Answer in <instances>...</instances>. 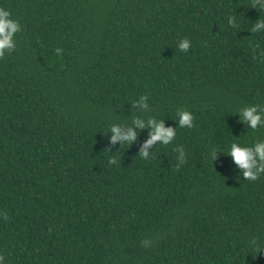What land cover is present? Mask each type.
Returning a JSON list of instances; mask_svg holds the SVG:
<instances>
[{
  "label": "trees",
  "instance_id": "obj_1",
  "mask_svg": "<svg viewBox=\"0 0 264 264\" xmlns=\"http://www.w3.org/2000/svg\"><path fill=\"white\" fill-rule=\"evenodd\" d=\"M0 9L20 26L0 56L3 264H264V174L252 181L227 156L264 144L255 0ZM252 107L255 128L242 122ZM150 120L173 129L167 145L145 147ZM112 127L135 139L113 142Z\"/></svg>",
  "mask_w": 264,
  "mask_h": 264
},
{
  "label": "clouds",
  "instance_id": "obj_2",
  "mask_svg": "<svg viewBox=\"0 0 264 264\" xmlns=\"http://www.w3.org/2000/svg\"><path fill=\"white\" fill-rule=\"evenodd\" d=\"M255 4L264 9V0H255ZM229 23H233V21L230 19ZM262 29H264V21H258L255 26L252 27L253 32H259ZM19 30V23L10 18L8 11L0 9V56H3L5 52L11 51L14 48V34ZM190 46L191 41L187 38L181 39L177 45L178 49L182 52H187ZM61 52V49L56 50L58 56L61 55ZM144 98L145 97L143 96L141 97L142 100ZM177 115L179 117V126L181 128H192L194 126V117L190 112L180 111ZM243 121L250 122L252 128H255L257 124L261 123V115L257 114L256 107L243 111L242 122ZM147 126L150 127L152 131L150 132L151 139L148 140L145 147H148L157 140L162 141L163 145H167L168 141L173 137V129L170 128L165 130L160 121L150 120ZM136 127L143 129L146 125L141 122H136ZM111 132L113 133L111 137L112 141H121V145L130 144V142L135 139V133L131 128L128 129L126 135H121L119 129L116 127H112ZM180 154L183 156L184 153L182 150ZM140 155L145 157L147 154L141 152ZM227 156H230L241 170H245L244 175L252 181L257 180L260 174H264V144H256L253 151L250 147H242L237 143H232ZM253 167L256 169L255 173L251 171ZM3 259V257H0V264H3Z\"/></svg>",
  "mask_w": 264,
  "mask_h": 264
}]
</instances>
